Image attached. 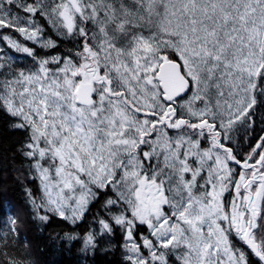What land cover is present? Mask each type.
I'll return each mask as SVG.
<instances>
[{"label":"snow or ice","instance_id":"obj_1","mask_svg":"<svg viewBox=\"0 0 264 264\" xmlns=\"http://www.w3.org/2000/svg\"><path fill=\"white\" fill-rule=\"evenodd\" d=\"M0 44L35 219L75 225L102 199L65 234L85 251L119 233L125 264H264V0H0Z\"/></svg>","mask_w":264,"mask_h":264},{"label":"trees","instance_id":"obj_2","mask_svg":"<svg viewBox=\"0 0 264 264\" xmlns=\"http://www.w3.org/2000/svg\"><path fill=\"white\" fill-rule=\"evenodd\" d=\"M39 22L45 23L42 19ZM3 33L9 35L6 29H3ZM47 34L57 39L52 30L49 29ZM11 36L23 40L14 32ZM0 46L6 47L4 44ZM71 47L70 43L62 42L59 49L37 48V52L41 56L48 55L49 52L59 54L67 52ZM7 51L10 55L16 56L19 63H28L22 54L11 49ZM254 120L255 132L252 139L263 134L261 129L264 128V105L258 103ZM13 121V117L0 110V203L10 202L16 218L14 225L16 233L10 231L12 225L6 218L0 219V252H7L8 256L24 261V264H125L119 233L111 240L99 244L95 251H85L79 238L74 240L65 238L66 233L82 237L91 230L96 214L103 213L102 199L92 207L91 213L86 214L85 220L75 225L59 217H53L47 223L33 217L27 192L30 189L39 197L40 185L38 180L31 177L29 163L22 155L21 145L26 136L22 131L13 128ZM235 137L238 143L234 144V147L237 152L243 154L248 147V139L242 127L238 126ZM5 232L8 233L7 236L4 235ZM0 264H7L5 257L0 256Z\"/></svg>","mask_w":264,"mask_h":264},{"label":"rangeland","instance_id":"obj_3","mask_svg":"<svg viewBox=\"0 0 264 264\" xmlns=\"http://www.w3.org/2000/svg\"><path fill=\"white\" fill-rule=\"evenodd\" d=\"M6 31L8 32V34L11 36L12 35V31H11V29H6ZM15 34H17V35H19V33H15Z\"/></svg>","mask_w":264,"mask_h":264}]
</instances>
